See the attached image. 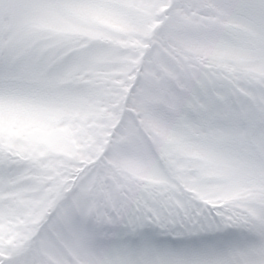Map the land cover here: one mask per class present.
Here are the masks:
<instances>
[{
	"label": "snow or ice",
	"instance_id": "snow-or-ice-1",
	"mask_svg": "<svg viewBox=\"0 0 264 264\" xmlns=\"http://www.w3.org/2000/svg\"><path fill=\"white\" fill-rule=\"evenodd\" d=\"M0 264H264V0H0Z\"/></svg>",
	"mask_w": 264,
	"mask_h": 264
}]
</instances>
